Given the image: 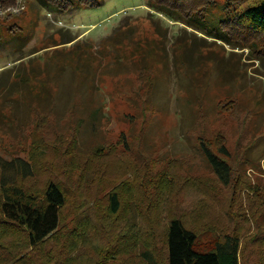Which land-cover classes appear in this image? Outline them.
I'll use <instances>...</instances> for the list:
<instances>
[{"label":"rangeland","instance_id":"obj_1","mask_svg":"<svg viewBox=\"0 0 264 264\" xmlns=\"http://www.w3.org/2000/svg\"><path fill=\"white\" fill-rule=\"evenodd\" d=\"M257 56L153 14L145 0L62 13L35 0L0 7V159L30 164L32 176L17 185L33 198L54 180L66 199L44 245L50 257L23 262L31 249L0 228V264H123L145 249L163 263L174 213L209 226L204 243L235 231L239 264H264ZM201 137L225 146L229 185L209 170ZM114 187L117 217L106 211Z\"/></svg>","mask_w":264,"mask_h":264},{"label":"trees","instance_id":"obj_2","mask_svg":"<svg viewBox=\"0 0 264 264\" xmlns=\"http://www.w3.org/2000/svg\"><path fill=\"white\" fill-rule=\"evenodd\" d=\"M16 0H0L6 10ZM50 12L62 13L99 6L101 0H35ZM146 7L156 15L172 23H180L214 41L229 44L232 48L247 49L253 57H264V0H145ZM151 85L152 77L145 78ZM78 126L74 128L77 131ZM200 152L209 170L223 186L230 184L232 166L229 153L222 144L214 147L206 138H200ZM86 167L83 170L86 172ZM87 173V172H86ZM9 176L11 178L9 179ZM32 176L31 166L20 158L9 161L0 159V228L3 234L20 236L19 247L31 249L28 263L34 253L50 257L44 245L60 223V214L65 206V193L60 184L49 180L42 190L41 198L27 194L19 180ZM235 178V177H233ZM120 188L114 187L106 197L107 214L117 217L122 209ZM182 214L174 213L166 221L164 230L165 258L162 263L150 249L141 251L140 259L123 264H239L240 240L238 234L222 233L214 240L209 226H189ZM87 217V216H86ZM83 220H88V217ZM204 225V224H203ZM202 235V236H201ZM123 240L132 243L133 233L123 234ZM207 240V239H206ZM264 240V238H262ZM17 242V243H19ZM105 255L103 259H106ZM119 255V254H117ZM117 255L110 258L114 259ZM38 259V258H37ZM39 262V261H38ZM103 264H107L106 260Z\"/></svg>","mask_w":264,"mask_h":264}]
</instances>
